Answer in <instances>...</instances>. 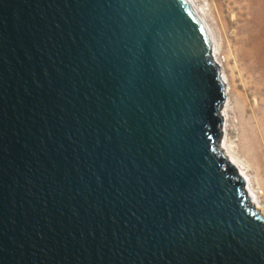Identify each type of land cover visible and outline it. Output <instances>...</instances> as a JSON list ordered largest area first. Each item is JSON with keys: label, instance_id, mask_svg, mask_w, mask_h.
I'll return each mask as SVG.
<instances>
[{"label": "water", "instance_id": "1", "mask_svg": "<svg viewBox=\"0 0 264 264\" xmlns=\"http://www.w3.org/2000/svg\"><path fill=\"white\" fill-rule=\"evenodd\" d=\"M211 50L186 0H0V264H264Z\"/></svg>", "mask_w": 264, "mask_h": 264}, {"label": "bare ground", "instance_id": "2", "mask_svg": "<svg viewBox=\"0 0 264 264\" xmlns=\"http://www.w3.org/2000/svg\"><path fill=\"white\" fill-rule=\"evenodd\" d=\"M212 1L219 11L227 8L230 13L235 15L232 19L236 24V31L234 30L235 43L239 48V58L242 60L251 80L249 89L256 94L257 98L254 103L246 100L245 106L240 111L233 113L230 108L231 104L228 102L229 95L233 93V85L225 72L220 70L223 83L226 86L225 96L228 100L220 113L223 116L222 130L224 136L218 145L222 147L223 154L229 157L232 165L237 167L240 176L247 181L245 191L249 192L254 205H259L260 213L264 217L258 194L250 178L251 173L264 178V0ZM186 2L206 27L211 42L212 57L222 68V63L218 57V41L207 19L208 11L206 8L209 7V4L200 6L196 0H186ZM232 114L238 116L236 125L238 128L237 136L239 137L237 140L238 151L229 139L232 134ZM238 155L245 158L247 165L241 162Z\"/></svg>", "mask_w": 264, "mask_h": 264}, {"label": "rangeland", "instance_id": "3", "mask_svg": "<svg viewBox=\"0 0 264 264\" xmlns=\"http://www.w3.org/2000/svg\"><path fill=\"white\" fill-rule=\"evenodd\" d=\"M196 1L200 6H206V4H209V7L206 8L208 11L207 19L212 26V29L218 41V57L223 66L222 68H220V70L225 72L233 85V93L229 95V100L225 96L226 99L222 104V108L225 106L228 100V102L231 104L230 108L233 113L235 111H240V109L245 106L246 100L254 103L257 98L256 94L253 93L251 89H249L251 80L245 70V66L242 63V60L239 58V48L235 43L236 37L234 36L236 31V24H234L232 20L235 15L230 13L227 8L219 11L212 0ZM237 122L238 116L236 114H232V134L229 136V139L232 142L233 146H236V150L238 151L237 140L239 139V137L237 136ZM222 138L219 139L218 144L221 143V141L223 140ZM238 157L243 164L247 165L244 157H242L241 155H238ZM250 178L252 179L253 186L258 194L261 210L262 212H264V178L256 175L255 173H251Z\"/></svg>", "mask_w": 264, "mask_h": 264}]
</instances>
